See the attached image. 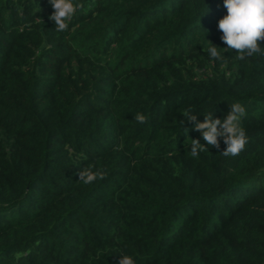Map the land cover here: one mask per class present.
<instances>
[{
  "label": "trees",
  "instance_id": "obj_1",
  "mask_svg": "<svg viewBox=\"0 0 264 264\" xmlns=\"http://www.w3.org/2000/svg\"><path fill=\"white\" fill-rule=\"evenodd\" d=\"M77 2L0 0V264H264V56L210 58L223 0ZM237 102L238 156L181 124Z\"/></svg>",
  "mask_w": 264,
  "mask_h": 264
},
{
  "label": "clouds",
  "instance_id": "obj_2",
  "mask_svg": "<svg viewBox=\"0 0 264 264\" xmlns=\"http://www.w3.org/2000/svg\"><path fill=\"white\" fill-rule=\"evenodd\" d=\"M48 2L53 8L49 19L55 23V30L58 32L68 30L69 22L83 7L77 0H48ZM223 5L227 14L218 21V30L222 33L221 41L227 47L220 48L209 41L207 52L210 58L224 60L221 50H234L239 60H244L246 56H264V47L260 43L264 41V0H223ZM245 115V107L237 102L230 105V111L223 120L213 119V114L208 113L203 116V122H200L193 109L189 107L182 113L184 121H181V124L183 125L185 121L193 123L192 130L202 133L205 144L217 150L220 149L222 138L226 145L222 155L235 157L249 142L246 129L241 125V119ZM134 120L143 124L147 122L148 117L143 113H136ZM205 144H201L199 139H191V156L197 158L200 152L207 151L208 147ZM78 176L79 182L87 185L105 179L107 172L103 169L94 170V166H88L80 169ZM119 264H136V262L132 256L122 255Z\"/></svg>",
  "mask_w": 264,
  "mask_h": 264
}]
</instances>
